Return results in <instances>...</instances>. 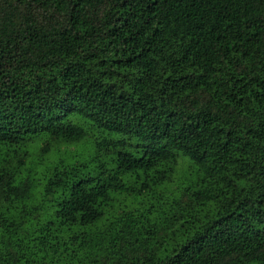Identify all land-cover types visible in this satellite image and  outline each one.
Listing matches in <instances>:
<instances>
[{"label": "trees", "instance_id": "obj_1", "mask_svg": "<svg viewBox=\"0 0 264 264\" xmlns=\"http://www.w3.org/2000/svg\"><path fill=\"white\" fill-rule=\"evenodd\" d=\"M0 264H264V0H0Z\"/></svg>", "mask_w": 264, "mask_h": 264}]
</instances>
